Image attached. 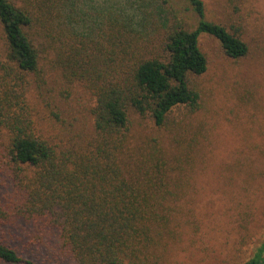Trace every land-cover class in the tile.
I'll use <instances>...</instances> for the list:
<instances>
[{"label":"trees","instance_id":"obj_1","mask_svg":"<svg viewBox=\"0 0 264 264\" xmlns=\"http://www.w3.org/2000/svg\"><path fill=\"white\" fill-rule=\"evenodd\" d=\"M188 1L198 15L193 27L106 20L92 35L75 0L66 15L62 0H0V121L9 130L10 156L23 172L30 169L15 195L0 197L10 210L0 209V227L23 219L58 232L72 264H150L178 184L161 149L131 159V116L162 127L174 109L199 108L191 77L208 65L201 34L217 39L228 57L247 53L240 37L204 18L201 0ZM63 16L71 22H60ZM43 68L88 93L89 136L59 144L34 133L23 114L25 83ZM30 255L0 238V264H36ZM240 264H264V241Z\"/></svg>","mask_w":264,"mask_h":264},{"label":"rangeland","instance_id":"obj_2","mask_svg":"<svg viewBox=\"0 0 264 264\" xmlns=\"http://www.w3.org/2000/svg\"><path fill=\"white\" fill-rule=\"evenodd\" d=\"M62 1L66 15L71 0ZM75 1L92 35L106 20L170 21L187 27L198 20L188 0ZM201 1L204 18L240 37L247 53L228 57L217 39L201 34L199 46L208 65L191 77L199 108L174 109L162 127L131 116V159L161 149L178 184L150 264H240L264 241V0ZM60 22L71 21L63 16ZM154 31L153 26L147 32ZM4 49L0 25V61ZM55 74L43 68L27 75L23 114L33 120L34 133L50 142L89 136L92 100L80 86L70 87ZM19 168L9 154V130L0 121L1 198L15 195L23 174H30ZM0 205L7 215L9 208ZM9 221L0 227V238L23 256L31 253L36 264H72L62 254L58 232L29 220Z\"/></svg>","mask_w":264,"mask_h":264}]
</instances>
